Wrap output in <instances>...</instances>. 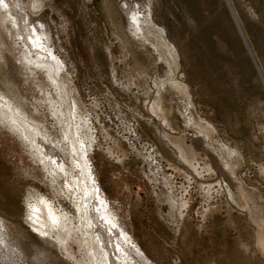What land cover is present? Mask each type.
<instances>
[{"label": "rangeland", "instance_id": "1", "mask_svg": "<svg viewBox=\"0 0 264 264\" xmlns=\"http://www.w3.org/2000/svg\"><path fill=\"white\" fill-rule=\"evenodd\" d=\"M23 2L30 24L44 17L49 50L61 63L43 44L25 48L1 7L0 103L23 106L59 156L62 124L49 115L58 108L55 99L79 124L88 120L107 204L152 264H264V0ZM131 15L139 22L136 34L126 28ZM45 60L64 65L57 81L66 96L37 70ZM1 122L0 219L11 237L23 229L41 242L28 231L27 212L43 201L78 226L60 185L51 184L32 151ZM177 143L194 159L182 160ZM70 250L81 258L76 244Z\"/></svg>", "mask_w": 264, "mask_h": 264}, {"label": "bare ground", "instance_id": "2", "mask_svg": "<svg viewBox=\"0 0 264 264\" xmlns=\"http://www.w3.org/2000/svg\"><path fill=\"white\" fill-rule=\"evenodd\" d=\"M10 1H11L12 6L6 0H0V8L2 7V9L5 10L4 12H5L6 16L4 14L3 17L5 16L6 18L12 19L13 28L14 27L17 28L18 34L17 33L16 34L20 38L22 45H24L25 48H29L28 45L30 43L31 46L35 47V49H37V48L40 49V46L43 44L44 45L43 51L46 53H49L48 57L53 60L52 62L55 61L56 63H58L57 65H59V63H61V61L58 62L57 59L54 58V55L52 56V52L49 50V46L47 44V40H49L50 32H49L48 26L46 24V21L44 20V17L42 16V18L38 22V24H35V23L30 24V22H29L30 19L27 15V12H26V10H27L26 6L27 5L23 2V0H10ZM12 7H14V10ZM2 9H0V10H2ZM13 13L15 16H16V14L20 15L22 18V21L19 20L18 17H14ZM251 14L253 15V13H251ZM129 15H128V17H129ZM130 19H131L132 23L128 24V26L126 28L130 29L128 31H131V33L135 32V34H136L138 31H140V28H139L140 26L137 27L139 22L135 19L134 16H132ZM5 20H4V18L1 19L0 25L4 26ZM20 21L22 22V27L20 25ZM30 21H32V20H30ZM1 22L4 24H2ZM3 26L1 28L2 30L0 29L1 33H2V31H5ZM1 35H4V33ZM42 36H44V39H45L44 41L41 39ZM2 44H4V43L2 42ZM2 46H4V45H2ZM6 47H11V46L6 45ZM6 47H4V48H6ZM12 48H14V47H12ZM2 49H3V47H2ZM6 52H7V50H6ZM34 52H36V54L38 53L37 51H34ZM34 52H32V53H34ZM12 53H13V51H12ZM29 53H31V51ZM1 55H0V57H1ZM31 55H33V54H31ZM34 57H36V56H34ZM44 58L45 57H43V59ZM35 59L32 58L31 60H35ZM45 59H47V58H45ZM27 61H28L27 63H29V60H27ZM30 62L32 63L33 61H30ZM52 64H50L46 60L42 61V63L40 65L38 63L39 67L37 68V70L40 68L41 70H43L45 72V75L48 77L50 82L53 83L54 87H57V89H58L57 91H59L58 93H60V94L57 93L58 95L66 96L65 92H63V90H62L63 85L62 84L60 85L57 81V77H58L57 72L59 70V67L64 66V65L61 64L60 66H58V67L56 66V68H54L55 65L53 66ZM23 66H24V64H23ZM163 68H165V67L163 66ZM25 69H27V67ZM166 70H167V68H166ZM164 71L163 72L161 71L162 73L160 72V74H161L160 78L161 79L165 78L167 76L166 72H164ZM28 72H30V71H28ZM167 72H169V71H167ZM162 83H164V80L161 82V84ZM65 89H67V88H65ZM4 96H2V97H4ZM56 97H57V95H56ZM57 98L59 99V96ZM10 100H11V98H10ZM11 101L13 102V100H11ZM12 102H10V101L9 102L8 101L3 102L2 101V103H0V118L3 121L1 123L8 125L10 131L14 132L16 134V136L24 143V145H26L27 148H29L32 151L33 157H35L36 161H39L41 163L44 171L50 176L51 184L58 186V188L61 187V191L59 190L60 193H62L63 195L65 194L66 197L68 199H70L72 204L75 206L76 211L78 212V214H77L78 216H76V217H78L77 218L78 220L76 219L78 221V226L75 224L76 222L73 221L72 217H69L68 215L63 214V213L61 214V213L56 212L55 209H53L50 204L48 205L46 203H43L45 201H43L42 204L34 203L33 206H31V205H30V207L28 206L30 209L27 212L28 213V220H29L28 221L29 222L28 231L31 230V233L32 232L36 233L39 236V239L41 241V242H39V244L38 243L36 244V242L34 240V237L36 236L35 234H34L35 236H31V234H29L30 236H28V235L26 236L24 231H22L23 229L22 230L19 229V231L16 232L15 235L13 233V237H11L12 231L10 233V227H9L10 225L6 221L0 219V263L1 264H20L17 261L18 259L15 260V256L17 255L15 253L18 250L17 247H19L21 249V254L19 255V253H18V258L20 260H23L22 261L23 263H21V264H68V263L70 264L71 263L70 261L76 262V264H152L148 260V258L144 254V252L142 253L141 248L135 242L133 237L129 234V232H131V230H129L130 226L126 222L125 223L127 225H125L124 222L121 221L120 218H118L116 213L114 211H112V209L107 204L106 197H105L103 190L101 189V186L98 182V175H97V173L93 167L94 165H93L92 160L94 158L92 159V156L94 157L93 153L95 152V151H93L94 141H93V137L91 136L92 134H90V136L88 135L90 132L88 120L86 119L87 121L86 120L84 121L83 125H85V127L82 124H79L81 119L80 118L78 119L77 118L78 116L77 117L73 116V118H72V116L69 115V110L67 109V107L62 104L63 102L57 103V101L55 99L54 102H56V104L58 105L57 106L58 108H56L55 106H52L50 108L52 110H51V113H49V115L51 114L52 117L54 116L53 119L56 122V126L58 125V127H60L62 124V126H61L62 128L60 127L62 129V131H59L62 133V135L60 136V139L57 138V140L55 142L56 147L59 150L58 153L62 154L59 156V155H57L56 152H54L52 150V147L50 148V146L49 147L46 146V142L43 138L44 135L41 133V131L43 129L42 130L40 129L41 131H39V129H38L40 126L39 122L41 120H39V121L37 120L39 125L36 124V122H34L35 125L38 126V128L35 125H33V123H31L30 119L32 120L31 115H33L32 112H34L33 111L34 107H31V108H33V110L32 109L29 110V111L32 110L31 115L29 114L31 118H29L27 116L28 114L26 115L21 111V108L23 107L22 105H21L22 107H19V106L15 107L14 104L12 105ZM45 102H47V101H45ZM47 103L49 104V102H47ZM50 104H51V102H50ZM19 105H20V103H19ZM39 105L40 104H38L36 106L38 107ZM51 105H53V104H51ZM27 108L29 109V107H27ZM41 108H43V107H41ZM155 108L156 107L153 104V108H152L153 110L152 111H156ZM38 109L39 108H37V110ZM38 112H39V110H38ZM157 112H158V110H157ZM28 113H30V112H28ZM35 113H36V111L34 112V115H38L37 113L36 114ZM70 114H72V113H70ZM157 114H159V113H157ZM60 115L62 117H60ZM160 117H162V116H160ZM55 122H53V123L55 124ZM43 125H41L42 128H43ZM60 128H59V130H61ZM84 128L88 132L87 134L84 131ZM199 131L203 132L207 135V132L205 129L199 128ZM163 136H165V135H162V137ZM52 139L54 140V138H52ZM178 141H179V139H178ZM49 142L47 144H49ZM50 145H51V142H50ZM176 145H178V143ZM182 145H178L179 146V152H181L180 154L182 156V160H184L183 158H185V161H186V159L191 161L190 157L193 158L194 155L192 154L193 156H190V153H192V152H189L186 149H182L181 148ZM176 150H178V149H176ZM179 152H177V153L179 154ZM180 159H181V157H180ZM190 161H188V162H190ZM188 162H187V164H188ZM193 162H195V161H193ZM226 166H228V165H226ZM191 168H192V166H191ZM60 180L64 181V189H62V185L60 183ZM165 183L167 184L168 182L165 181ZM59 185H60V187H59ZM230 188H231V186H230ZM203 194H205V192ZM174 197H173V202L176 200L179 201V199H176ZM168 198H169V200H167V201H170V200L172 201L171 197H168ZM174 199H176V200H174ZM238 199H240V198H238ZM183 203H179V204L176 203V204H177V206L178 205L180 206ZM174 205H173V203H172V205H170L173 208V212H174V208H176V207H174ZM182 207L183 206H181V208ZM183 208H185V207H183ZM179 209L180 208L178 207V210ZM178 214H179V211H178ZM179 216H180V214H179ZM179 216H177V217H179ZM176 220H177V218H176ZM258 223H259V221H258ZM258 226H259V224H258ZM32 238L34 241L32 240ZM71 244H76L79 247V252L81 255V258L79 260H77L74 257V255L72 256V253L70 250ZM23 249H27L28 250L27 253L30 252V254L27 255Z\"/></svg>", "mask_w": 264, "mask_h": 264}]
</instances>
